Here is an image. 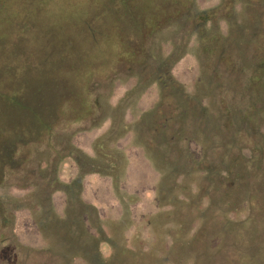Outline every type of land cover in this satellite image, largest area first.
<instances>
[{"label":"trees","instance_id":"obj_1","mask_svg":"<svg viewBox=\"0 0 264 264\" xmlns=\"http://www.w3.org/2000/svg\"><path fill=\"white\" fill-rule=\"evenodd\" d=\"M233 1L238 9L230 5ZM225 3L228 7L222 10ZM252 3L261 7L255 9ZM93 4L72 20L71 34L76 38L72 41L79 49L70 68L78 66L74 80L84 79V89L67 84L56 93L72 111L57 133L49 127L51 104L43 109L38 104L40 117L30 121L33 134L19 127L32 134L28 142L37 156L44 154V165L40 168L38 163L25 173L31 189L28 198H8L9 207L0 202V229L12 225L7 210L27 208L44 241L33 251L37 258L33 264H229L233 260L221 253H235V231L248 232L255 215L251 206L250 214L237 223L227 215L243 203L264 200V0H220L206 10L198 9L194 0H94ZM191 38L198 75L193 93H188L170 71ZM106 55L114 68L108 82L87 86L86 72L103 65ZM219 68L234 75L222 76ZM117 80L133 84L121 103L111 107L106 102L110 91L104 89ZM149 85L156 86V102L137 117L131 130L134 145L159 172L155 201L167 210L147 219L155 242L147 249L141 244L128 249L122 235L128 225L126 213L106 237L95 208L80 199V179L87 174L109 177L118 193L125 162L108 144L126 130L118 113ZM21 100L10 103L20 107ZM104 118L110 119V127L94 144L95 158L80 156L70 145L66 128L82 123L95 127ZM41 133H48L51 140L43 144ZM66 158L74 161L78 176L64 184L57 170ZM56 190L64 195L61 216L51 206L50 196ZM1 235V252H10L1 261L27 264L32 252L8 247L3 241L9 236ZM100 243L109 246L107 258L100 254ZM254 257L252 264H264V256L263 261Z\"/></svg>","mask_w":264,"mask_h":264},{"label":"rangeland","instance_id":"obj_2","mask_svg":"<svg viewBox=\"0 0 264 264\" xmlns=\"http://www.w3.org/2000/svg\"><path fill=\"white\" fill-rule=\"evenodd\" d=\"M93 2L94 0H0V202L4 207L10 206L8 198L17 200L28 198L31 189L26 183L25 173L31 168H37L38 163L41 164L40 168L44 165L41 163L44 161V154L37 156L39 152L34 151L28 142L34 128L30 121L36 118V115L39 116L38 104L40 109L51 104L49 127L57 133L62 128L64 118L72 114V111L63 106L61 99L55 97L56 93L67 88V84L74 85L73 88L76 87L77 90L84 89V79H81V82L74 80L78 66L70 68L75 58L73 53L79 49V45L72 41L76 39L71 34L72 20L78 12L89 11L94 5ZM219 3L220 0H194L195 6L200 10L213 8ZM226 3L222 10L228 7ZM230 5L234 9L235 7L238 9L239 6L235 1ZM252 5L255 9L261 7L258 3ZM216 16L218 18V15ZM114 46L115 44H111V48ZM195 46L191 38L185 54L170 71L174 80L188 93H193L198 75L194 57ZM82 49L84 50L83 47ZM105 58L103 65L86 72L84 78H87V86L93 82L101 84L108 82L114 68L108 62L107 55ZM82 67L85 71L86 67L84 65ZM225 69L219 68L222 76L234 75ZM132 84L133 80H117L113 82L111 88L106 87L104 91L107 94L110 91L106 99L107 104L111 107L118 106ZM22 97L20 107L10 103ZM156 99V86L149 85L134 103L124 108L121 115L118 113L117 118L121 119L126 130L123 135L111 139L108 144L111 150L121 154L125 162L123 175L118 182V193L112 189L109 177L87 174L82 175L80 179V199L95 208L101 230L106 237L111 236L112 225L126 213L128 225L122 235L124 245L128 249L138 244L144 249L152 245L156 238L147 225V219L162 210H167L159 208L155 201L159 172L147 161L143 150L134 145L131 130L137 117L147 111ZM64 103L67 104V101ZM24 126L32 134L28 130L19 129ZM85 126L88 124L82 123L66 128L67 133L71 135L69 143L80 156L94 159V144L107 135L110 119L104 118L95 127ZM49 137L48 133H41L42 143L49 142L51 140ZM192 150L197 153L196 146L192 145ZM25 158L26 161L23 162ZM57 171L58 180L64 184L78 176L77 166L70 158L64 159ZM50 200L53 212L61 216L64 208L63 192L60 190L52 192ZM240 206L234 214H228L227 218L237 223L244 220L252 210L255 215L253 225L248 227V232L235 229L237 236L235 253L231 254L230 251L224 250L226 255L222 252L221 256L230 257L233 261L229 264H252L254 255L255 259L260 257L258 259L263 261L264 248L260 246L264 244V200L254 199L250 204L243 203ZM7 212L12 217V225L0 229V238L1 233L5 237L9 236L3 242H6L8 247H20V253H23L24 249L30 250L32 254L25 262L33 264L37 261L33 251L42 248L44 241L32 223L31 213L24 207ZM91 233L94 234L93 231ZM2 244L0 242V264H8L1 261L4 258L2 255L6 257L10 253L7 250L1 252ZM99 251L103 258L110 254L109 246L104 243L99 244ZM250 254L252 256L248 257Z\"/></svg>","mask_w":264,"mask_h":264}]
</instances>
